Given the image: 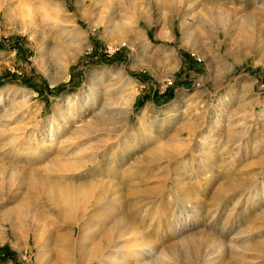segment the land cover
<instances>
[{
    "label": "rangeland",
    "instance_id": "374dc122",
    "mask_svg": "<svg viewBox=\"0 0 264 264\" xmlns=\"http://www.w3.org/2000/svg\"><path fill=\"white\" fill-rule=\"evenodd\" d=\"M0 264H264V0H0Z\"/></svg>",
    "mask_w": 264,
    "mask_h": 264
},
{
    "label": "bare ground",
    "instance_id": "6f19581e",
    "mask_svg": "<svg viewBox=\"0 0 264 264\" xmlns=\"http://www.w3.org/2000/svg\"><path fill=\"white\" fill-rule=\"evenodd\" d=\"M66 189V188H65ZM60 196L63 197L64 200L69 204V206H74L73 200H74V194L70 190H60ZM62 199V198H61Z\"/></svg>",
    "mask_w": 264,
    "mask_h": 264
}]
</instances>
